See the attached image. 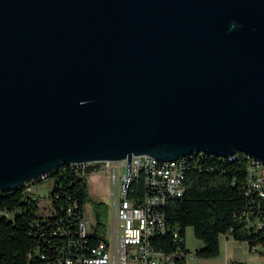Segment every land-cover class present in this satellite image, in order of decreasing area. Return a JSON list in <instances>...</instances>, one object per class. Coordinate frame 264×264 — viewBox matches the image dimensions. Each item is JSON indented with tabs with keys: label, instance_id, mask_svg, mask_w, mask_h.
Here are the masks:
<instances>
[{
	"label": "water",
	"instance_id": "1",
	"mask_svg": "<svg viewBox=\"0 0 264 264\" xmlns=\"http://www.w3.org/2000/svg\"><path fill=\"white\" fill-rule=\"evenodd\" d=\"M198 151L264 163V0H0V192Z\"/></svg>",
	"mask_w": 264,
	"mask_h": 264
},
{
	"label": "trees",
	"instance_id": "2",
	"mask_svg": "<svg viewBox=\"0 0 264 264\" xmlns=\"http://www.w3.org/2000/svg\"><path fill=\"white\" fill-rule=\"evenodd\" d=\"M187 164L190 167L184 191L162 206L165 230L154 236L151 244L161 251L170 250L175 246L172 233H177L183 243L184 231L190 227L201 243L194 250L198 258L215 257L218 237L224 234L243 242L249 250L251 246H263L261 201L251 197L253 213L249 215L252 223L255 218L261 221L260 227L252 223L246 226L241 215L243 210H249L248 198L243 194L248 169L245 159L239 154L218 158L196 153L187 159ZM90 172V166L81 171L61 165L46 176L52 181L47 195L51 206L48 216L40 213L36 197L23 185L0 192V264H54L67 250L86 254L103 238L107 206L89 199L86 178ZM38 181L41 180L34 184ZM86 202L90 203L94 224L81 238L78 223Z\"/></svg>",
	"mask_w": 264,
	"mask_h": 264
},
{
	"label": "built area",
	"instance_id": "3",
	"mask_svg": "<svg viewBox=\"0 0 264 264\" xmlns=\"http://www.w3.org/2000/svg\"><path fill=\"white\" fill-rule=\"evenodd\" d=\"M200 154L212 155L202 152ZM236 154L245 159L248 166L243 194L248 198L249 210L241 212L247 226L252 223L249 219V215L253 213L252 196L261 201L264 210V163L238 151L230 156L218 158H231ZM188 158L183 156L161 161L145 154L131 155L129 177L124 191H120V184L124 183L126 176V158L66 165L81 171L90 166L91 172L107 174L110 185V222L106 225L103 238L90 247L86 254L67 250L54 264H185L187 256H194V250L188 251L184 239L182 243V238L173 232L175 246L170 250L161 251L151 244L152 238H147V231H154V236L164 233V213L161 208L167 200L182 195L184 179L190 167L187 164ZM48 174L40 175L23 186L30 191L34 181L44 180ZM48 207L46 213H40L48 216L51 211L50 203ZM252 224L254 227H260L261 221L255 218ZM89 228L90 226L85 227L84 221L81 220L78 223L79 236L83 238ZM72 247H75V243H72ZM255 247L251 246L250 250L255 251Z\"/></svg>",
	"mask_w": 264,
	"mask_h": 264
},
{
	"label": "rangeland",
	"instance_id": "4",
	"mask_svg": "<svg viewBox=\"0 0 264 264\" xmlns=\"http://www.w3.org/2000/svg\"><path fill=\"white\" fill-rule=\"evenodd\" d=\"M51 179L47 178L36 182L30 187V192L36 197L38 209L41 213H46L48 210L49 200L48 193L51 190ZM87 190L89 199L100 200L107 206V219L104 227L109 224V202H110V185L105 172L92 171L86 178ZM82 220L85 227L94 224L90 203L86 202L82 206ZM185 245L189 252L197 250L201 247L199 240L195 239L191 228L187 227L184 231ZM188 255V253H186ZM235 262L238 264H264V245H257L256 250H249L243 242L233 240L228 234L218 237V254L210 258H198L192 256L186 257L185 264H230ZM127 264H133L127 262Z\"/></svg>",
	"mask_w": 264,
	"mask_h": 264
},
{
	"label": "bare ground",
	"instance_id": "5",
	"mask_svg": "<svg viewBox=\"0 0 264 264\" xmlns=\"http://www.w3.org/2000/svg\"><path fill=\"white\" fill-rule=\"evenodd\" d=\"M196 153H201V151H198V152H192L186 156L190 157L192 154H196ZM204 153V152H202ZM179 159V158H178ZM75 163H69V164H66V165H73ZM247 174H248V169H247ZM154 237V231H147V238H153Z\"/></svg>",
	"mask_w": 264,
	"mask_h": 264
}]
</instances>
